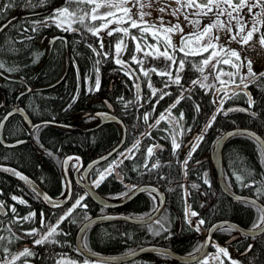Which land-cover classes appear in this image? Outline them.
Wrapping results in <instances>:
<instances>
[{"label":"trees","instance_id":"1","mask_svg":"<svg viewBox=\"0 0 264 264\" xmlns=\"http://www.w3.org/2000/svg\"><path fill=\"white\" fill-rule=\"evenodd\" d=\"M24 2L25 0H14L15 6L0 15V24L12 18L7 23L8 27L0 32V63L4 64L0 72L6 76L23 80H9L0 74V101H3L0 108V119L13 106L16 95L26 85H29L31 89L19 97L18 104L25 109L33 122L41 120L48 122L40 124V127H35L30 132L29 127L19 115L9 116L3 128L4 139L12 141L17 138H27V141L15 147H5L0 144V163L17 167L38 182L50 195L59 196L64 188L60 167L63 156L73 153L87 162L110 149L121 138V126L115 122L104 123L92 130L81 129L97 122L96 118H90L94 117L91 114H83L106 109L105 100H107L112 104L114 114L123 121L126 127L125 141L120 150L111 158L90 171L89 179L92 180L98 175L97 170L103 171L112 161H117V157L120 159V153L131 149L139 139L141 148L136 157L125 160L118 169L123 176V183L112 175L96 190L103 196L113 198L126 191L124 183L156 185L165 193V203L157 219L164 218L167 232L156 235L149 231V227L159 228V225H155V221L151 224L136 225L114 220L94 225L86 230L82 239L83 244L90 251L108 255L126 253L146 244L166 245L180 254L192 253L199 246L201 237L196 236L194 226L190 225L185 218L184 185L181 177V163L190 147H184L187 137L180 136L181 147L173 154L170 135L173 129L168 122V111L166 110H170L171 117L180 121L185 129H192L188 135L198 134L216 112L217 105L212 103L215 89L201 88L199 84L192 85V81L199 78L200 73L192 67L191 62L198 63L201 57H189L190 63L186 65L182 75L183 89L190 87L191 92L186 94L175 108H172L171 106L176 103L182 90L173 84L164 89L171 95L165 96L159 104H156L159 94L156 98L148 99L152 96V91L148 87L149 78L142 75L139 66L131 63V68L140 77L139 98H137V88L133 80L129 79L121 66L114 62L113 51H110L111 56L108 59L97 57L87 45L92 44L99 51V40L79 24L73 25L80 29L75 32H65L55 24L40 27L36 32L31 31V24L34 20H41L51 15L54 9L64 6L65 0H46V6L35 10L26 9ZM23 14L29 15L22 17ZM88 22L98 24L100 21ZM24 28H28L29 31L23 33ZM131 31L133 35H139L137 30L132 29ZM58 34L63 35L65 40L57 38L50 48L49 38ZM119 35L122 33L110 37L112 48ZM29 36L31 39H27ZM148 39L150 43L153 42L151 37ZM127 44L122 57L123 60L130 62L135 45L130 39ZM177 55L182 57L183 54L178 53ZM98 58L102 59V62L96 65L95 61ZM96 67L99 68L100 76L98 91L95 90ZM65 68V75L56 85L35 89L57 81ZM260 73H264V68L256 72L257 75ZM165 79L155 73L150 75V82L157 89L164 88ZM86 80L88 83H85ZM89 85L93 91L88 90ZM247 91L252 94V99L255 101L251 111L256 113V116L253 117L240 111L230 112L227 116L223 113L219 114L204 139L196 142L199 147L190 158H187L186 179L189 206L191 211L199 214V219L205 221L203 228H207L220 219L233 220L244 227H252L260 216L251 204L234 200L219 189L215 170L209 158L200 163H194L198 158L209 156L214 140L227 129L250 128L264 138V89H258L254 84H250ZM73 97H76L74 102ZM121 97L124 103L120 101ZM222 97L223 93H221ZM247 99L241 93L234 99L225 101L223 107L224 109L230 106L247 108ZM125 104L128 106L125 107ZM154 104L156 105L155 112L152 110ZM197 104L200 105L199 112L195 110ZM146 112L151 114L147 124L143 120ZM161 113H165L166 119L156 125ZM181 113H183L182 120ZM150 125H156V127H149ZM148 132H151L150 137L146 135ZM154 143L164 145L165 148L156 151L154 156L148 160L149 166L157 160L161 164L160 168L148 174L144 171L143 165L147 147ZM222 161L224 177L228 185L237 193L257 198L256 188L260 186L259 182L264 180V160L260 145L249 136L235 135L224 144ZM134 167L139 168V171H133ZM236 175L244 177L245 183H250L253 179L258 183L254 187L243 188L241 182L235 179ZM159 177H164V179H159ZM10 180L18 183L23 190L29 192L41 203L29 188L5 174H0V182L4 181L8 186H12ZM205 180L208 181L207 184ZM192 185H197V187L194 188ZM84 194L85 192L79 186L74 185L72 199L63 207L54 208L49 213H45V222L55 225L68 207ZM259 201L264 204V196H260ZM84 203L87 205L86 209H75L71 217L60 224L58 231L64 234L54 237L60 243L36 245V264H56L57 259H62L64 264L69 261L78 262L87 259L76 250L73 243L75 231L84 221L85 212L88 217L108 211L141 217L149 214L156 207V202L147 192L137 193L129 201L111 210L92 202L88 196ZM229 232L230 230H217L216 239L224 240ZM252 240L251 251L238 257V260L243 264H264V232ZM246 242H242L240 248L244 247ZM153 263L180 264L154 254H142L123 264Z\"/></svg>","mask_w":264,"mask_h":264},{"label":"snow or ice","instance_id":"2","mask_svg":"<svg viewBox=\"0 0 264 264\" xmlns=\"http://www.w3.org/2000/svg\"><path fill=\"white\" fill-rule=\"evenodd\" d=\"M175 3L177 7L170 8L168 0H118V2L117 0H104L103 3L97 2V0H65L64 6L54 9L50 16H46V18L43 20H34L31 24V31L36 32L40 27H47L50 24H55L56 27L62 29L65 32H75L79 31L80 29L73 27V25L79 24L88 32H90L92 36L96 37L99 40V51L97 50V48L93 47L92 44H88L87 46L97 57H102L103 59L110 58L111 53L110 51H105V43L101 36V33L107 30V35L109 37H113L114 35L122 33V35L118 36L117 43L115 44V55L112 58L117 65L121 66L124 74L127 75L129 79L133 80L137 88V98H139L140 85L138 81L140 77L136 74V71L131 68V63L137 64L142 75L145 78H149L148 87L152 91V96L148 99L151 100L153 98H156L159 94L158 99H156V104H159V102L163 100L165 96L171 95L170 92H166L164 91V89L169 88L173 84L179 86L182 89L180 97H178L176 103L171 106L172 108H175L176 104H178L181 99L185 98L186 94H189L191 92V89H183V86L181 84L185 67L188 63H190L188 58L197 56L201 57L198 63L194 61L191 62L192 67L200 73V77L196 80H193L192 85L195 86L199 84L201 88H214V99L212 103L214 105H217L216 112L213 114L206 126L197 134L196 137H194V140L198 139L202 141L208 129L213 126L217 116L221 113L227 116L230 112L240 111L248 113L253 117L256 116V113L251 111L255 104V101L252 99V94L247 91V89L250 84H254L258 89H264V73H260L259 75H257L252 70L251 61H248L246 65L248 71L246 74L242 75L240 73V69L245 65L243 62H239L241 61L239 52L234 49H227L223 45H219V50H217L220 37L218 35H214L213 30H222L226 34H230L229 38L231 41H237L242 45L248 44L253 39L255 33H260L259 43L264 46V32H261V28L264 27V0H175ZM155 4L161 5L159 7V11L162 14L170 12L172 16L177 17L178 21L179 16L182 15L184 17L185 23L193 30L185 33L184 28L181 27L179 22H177L176 24H172L170 21L166 23L163 15L158 18V23L146 20L145 17L150 16L151 13L146 12L144 9L151 8ZM129 5H131V7H129ZM14 6V0H0V15H3L8 9H11ZM41 6H46V0H25L24 2V7L26 9L35 10L36 8ZM101 8L116 9V11L109 10L103 15H100L98 13ZM133 9H137V12L134 13ZM245 16H248L249 19H245ZM204 19H207L209 22L203 24L202 22ZM98 20L101 21L98 27L95 23L88 22H95ZM111 24H115L116 27L108 30L109 25ZM6 27H8L7 24H0V32H3L4 28ZM132 29L137 30L139 35H133L131 31ZM233 29H235V31H233ZM22 31L23 33H27L29 29L24 28ZM176 33L181 34L179 44H175L172 41V36ZM148 37H151L154 43H150L148 41ZM27 39H31V37L29 36L27 37ZM128 39H130L135 45L130 62L125 61L121 58L122 54L127 49ZM221 52H223L224 55H221ZM178 53H182V57H178ZM206 53L207 55L205 56ZM148 58H151L155 61H159L162 59L165 62L164 66L159 67L153 65L151 67H146L149 62ZM213 61H215V63H213ZM101 62L102 59L99 58L95 61L96 65H99ZM221 65H228L230 66V68L235 69V71H225L221 67ZM209 66H211V71H206ZM3 68L4 64L0 63V69ZM95 72V90L98 91L100 87L98 67L95 68ZM152 73H155L162 78H166L164 80L163 89L155 88L154 85L150 82V75ZM225 76L228 77L227 80L223 78ZM237 77H239V82H237ZM210 79L213 81L212 83H205ZM217 82L219 84V87H216ZM85 83H88V81L86 80ZM88 90L93 91L91 85H89ZM229 91L231 92V95L228 94ZM221 93H223V98H221ZM241 93L248 98V107L229 108L225 110L223 107L225 101L234 99ZM75 99L76 97H73V102L75 101ZM120 101L124 103L123 97L120 98ZM127 106L128 104H125V107ZM109 107H111V105H109ZM141 107H143V105H141ZM152 110L153 112H155V104L152 106ZM195 110L197 112L200 111L199 104L195 105ZM16 111L19 112L22 111V109H17ZM166 111H168V122L170 124V127L173 129L170 135L173 154H175L176 150L181 147L182 143V141L178 142V137L187 135L192 131V129H185L180 121L176 120L175 117H171L170 110ZM12 114L13 113L9 112L8 116H11ZM103 115L106 119L113 118L108 114ZM150 115L151 114L147 112L144 114L143 120L145 124L148 123ZM8 116H5L4 120H7ZM90 118L94 119L95 117ZM165 119V113H161L159 120H157L156 122V125H159L160 121H164ZM182 119L183 113H181V120ZM2 123L3 121H0V124ZM156 125H150L149 127H156ZM34 127L40 126L36 125ZM176 128H179L180 131L176 132ZM146 135L150 137L151 132H148ZM227 135H249L256 138L254 133H248L247 131L240 129H236L235 132L228 133ZM219 138L222 139L223 137L221 136ZM20 143H23V141H17V144ZM189 147L190 151L188 153V158H190L192 153L196 151V149L199 147V144L192 143L191 145H189ZM261 147L264 148V144H262ZM140 148L141 141L138 139L133 147L131 149H128L126 153H120L121 158L118 161H113L112 163L108 164V167L103 171L97 170L98 175L95 180L91 181L90 186L92 188H98L109 176L112 175H115L116 178L123 183V176L119 171H117V169L121 168L125 160L134 159ZM158 149L162 150V146L159 143H154L151 146L147 147L143 169L148 174H151L153 170L161 167V164L158 160L155 163H152L150 166L148 163V160L154 156L155 152ZM117 151L118 149H113V151L108 153L107 156L101 157L99 161H95L93 162V164H90L89 168H95L100 161L107 160ZM49 155H52V153H49ZM72 160H75L77 165L79 164V157H68L66 160L62 161V164L68 165ZM182 164L186 175L188 159H185ZM74 167H76L77 172L81 170V168L76 165H74ZM3 171L11 172L13 175L18 176L21 179H27L14 169L4 168ZM133 171H139V168L134 167ZM84 179V177H81L80 182H84ZM159 179H164V177H159ZM235 179L241 182V187L243 188H251L256 186L258 183L255 179H253L250 183H245L244 177H242L241 175H236ZM62 183L64 185V191L61 193L63 199L60 201L51 199L47 194L41 193L35 187L33 188V191L36 192L38 197L42 196L43 200L50 204L52 207H60L62 204L67 203L72 199L71 181H69L68 179L66 169L62 177ZM205 183L207 184L208 181L205 180ZM259 183L260 186L256 188L258 194L256 199L239 198L242 199L245 204H251L260 213L257 222L253 225V231H264V205L258 203L260 196H264V180ZM192 187L195 188L197 187V185H192ZM125 188V192L118 194L113 198L131 199L138 192H147L154 202L159 200L160 203H163L161 194L157 188L151 186L139 187L134 184H126ZM87 195L88 193L85 192L84 195L76 199L75 203H73L71 207L68 208L63 215L60 216L55 225L46 223L44 213H41V228H33L31 231L24 233V235H40V233L43 232L45 228H47V231L43 232V235H41L39 239L34 240V244L44 245L46 243H60L58 240L54 239L55 236L64 234L58 231L60 224L69 219L75 209L87 208V205L84 203ZM11 199L19 204L26 203V201L18 198L15 195H13ZM4 209L5 204L3 201H0V213H4ZM160 211H162V209L159 207V204H157L156 207L153 208L152 213L147 214V217H129L128 219L138 220V222L140 223L147 224H151L154 220L155 225H159V228H156L154 226L149 227V231L153 232L156 235H160L162 232H167L164 218L161 217L157 219L155 217V213H159ZM11 212L13 214L16 213L15 206L11 207ZM198 215L199 214L197 212L190 210V206L188 209H186V218L190 225L193 224L191 217H198ZM34 216L35 213H30L28 216L17 217L16 220L9 221V224L23 223L24 221L31 220ZM105 218L109 217H101V219ZM84 220L88 223L82 226V233L86 232L88 225L92 222L91 218L87 216L86 212L84 213ZM204 223L205 221L203 219L198 220V223L195 224L196 231H199L200 227ZM212 227L217 230L235 231L234 226L229 224L228 222L213 225ZM0 228H2V225H0ZM5 230L14 239L18 240L22 238L15 232H13L11 227ZM6 239L7 245L5 244ZM210 241L211 238L209 237L205 245L196 250L197 253H202L203 247H207ZM12 242V239H8L4 235H0V264H5L9 256H11V260L8 261L7 264H16L18 260H21V258H28L36 255L35 252L28 247H25L23 251L19 252V255H13L10 251V245ZM86 247V245H83V248ZM213 247L216 248V254H205V258L200 261V264H209V259L219 261V264H224V261L220 258L221 255L223 257H228V259L231 260L228 249L226 247L221 248L219 245H213ZM251 248L252 245L250 244L246 251H251ZM198 258V255L190 254V259ZM56 264H64V262L62 261V259H57ZM84 264H89V261L85 260ZM105 264H108V262H105ZM232 264H238V262L233 260Z\"/></svg>","mask_w":264,"mask_h":264},{"label":"water","instance_id":"3","mask_svg":"<svg viewBox=\"0 0 264 264\" xmlns=\"http://www.w3.org/2000/svg\"><path fill=\"white\" fill-rule=\"evenodd\" d=\"M11 19L12 18H9L3 24H7ZM58 37H60V35H56V36H53V37H50L49 38V44H50V46H52L53 42ZM65 72H66V70H64L62 76L56 82H54V83H52V84H50L48 86H45L43 88H49V87H52V86L56 85L58 82L61 81V79L65 75ZM3 76L5 78L9 79V80L22 81V79H20L18 77H9V76H5V75H3ZM138 83H139V81H138ZM30 89H31V87L29 85H26V88L23 91H21V92H19L17 94L14 105L12 106V108L10 110H8L3 115V117L0 120V121H3V123L0 124V143L2 145H4V146L12 147L13 145H17V141H25V139L24 140H14V141H6V140H4V138H3V127H4L5 122H6V120H4V117L5 116H8V113L9 112H11L13 114H18L22 118V120L29 126L30 131H32L35 128L34 126L40 125L42 123H46L45 121L32 122L31 119L29 118L28 114L26 113L25 109L21 105H18V103H17L19 97L22 94L27 93ZM35 89H37V88H35ZM105 102L107 104V108L108 109L107 110H100V111H93L92 112V115H94L95 117H97L98 118V121L96 122V124L84 128V130L94 129V128L100 126L101 124H104V123H107V122H116V123H119L121 125V127H122V136H121L120 140L111 149H109L108 151H106L103 154H100V155L92 158L86 164H84L83 161L79 158V165H78V167L81 168V170L79 172H77L76 171V168H75V170L73 171V173L70 174V162L71 161L69 162L68 165H63L62 164V161L66 160L68 157H78V156H76L74 154H68V155H66V156L63 157V159L61 161V169H62L63 175H64V172H65V169L67 170L68 179H69V181H71V191H72V181H74L79 186H81L85 190V192L88 193V196L91 198V200L93 202H95L96 204H98L100 206H103V207H106V208L111 209V208H115V207H117L119 205L124 204L125 202L129 201L130 199H114V198L104 197L101 194H99L96 191L95 188H92L90 186L91 183L88 180V174H89L90 170L92 169V168H89V165L90 164H93V162H95V161H99L101 157L107 156V154L110 153V152H112L113 149H118L119 150L120 147L122 146V144L124 143V140H125L126 128H125L124 123L118 117H116L114 115L112 105L110 103H108L107 101H105ZM1 105H2V102H0V107H1ZM109 105H111V107H109ZM229 108H238V106H231V107L226 108L225 110H227ZM17 109H22V111L17 112L16 111ZM85 114H88V113H85ZM103 114H108L109 116H111L113 118L112 119H106ZM236 129L245 130L248 133H254L255 134V137L258 138V139L254 138L252 136L251 137L254 138L259 143L260 146L262 144H264V139L260 135H258L257 133H255L252 130H249V129H246V128H241V127L230 128V129H227L224 132H222L214 140L213 145H212V148H211L210 153H209V159H210V161H211V163L213 165V168L215 169V172H216L217 184H218L219 188L221 189V191L224 194H226L228 197H230L232 199L241 200V201H243V200L242 199H239V198L256 199L253 196L245 195V194H239V193H236V192L232 191L227 186V184L224 181L223 172H222L221 150H222V147L225 144V142L230 137L234 136V135L229 136L227 134L228 133H231V132H235ZM195 136H196V134H193L192 135V138L195 137ZM221 136L223 137L222 139L219 138ZM186 145H187V143H186ZM161 146H162V149L165 148L164 145H161ZM261 149H262L263 158H264V148L261 147ZM202 160L203 159H200L197 162H200ZM103 161H105V160H103ZM103 161H100L99 163H101ZM4 168L14 169L15 171L19 172L22 176L26 177L27 179H21L20 177H18L16 175H13L11 172L3 171ZM117 171H118V169H117ZM0 172L5 173L7 175H10V176L14 177L15 179H17L21 183H23L26 186H28L32 191H33V188L35 187L41 193L47 194L53 200L60 201V200L63 199V197L62 198H58V197H52V196H50L33 178H31L27 174L23 173L22 171H20L19 169L15 168V167H13L11 165L0 163ZM79 175H81V177H84L85 178L84 179V182H80V176ZM113 176L116 178L115 175H113ZM117 180H119V179H117ZM126 184H128V183H125V185ZM145 186H151V187L157 188L159 190V192L161 194V199L163 200V203H160L159 202V207L162 209L163 208V205H164V202H165L164 192L162 190H160L157 186L153 185V184H142V185H139V187H145ZM39 198L47 206L52 207L50 204H48L46 201L43 200L42 196H40ZM258 203L261 204V205H263L259 200H258ZM64 204H62V205H64ZM159 213H155V217H157L159 215ZM101 217H109V218L101 219ZM129 217H132V216H127V215H124V214L112 213V212H108V213H104V214H99V215H94V216H91L90 217L92 222L88 225L87 229L90 228V227H92V226H94V225L101 224V223H105V222H109V221H114V220L126 221V222H129V223H132V224H136V225L147 224V223H140V222H138V220H134V219L130 220V219H128ZM144 217H147V216H144ZM132 218H139V217H132ZM223 222H228L229 224L233 225L237 230H239L240 232H243V233H245V234H247L249 236H255V235H258L259 233L262 232V231H253V228H244V227H241V226L237 225L235 222H232L230 220H218V221L212 223L208 227L205 243H206V241L208 240L209 237L210 238L212 237L213 232L216 230L212 226L213 225H217V224H221ZM86 223H88V222L84 220L79 225V227L77 228V230L75 231V234H74V244H75L77 250L83 256H85V257H87L89 259L97 260V261H102V262H108V263L120 264V263H123L125 261L132 260V259H134V258H136V257H138L139 255H142V254H147V253L153 254V253H155V254H160V255L168 256V257H170V258H172V259H174V260H176V261H178V262H180L182 264H187V263H190V262H193V261L197 260V259H190V254H180V253L176 252L175 250L171 249L168 246L157 245V244H147V245L141 246L139 248H136V249H134V250H132L130 252H127V253H124V254H119V255H107V254H100V253L92 252V251L87 250L86 248H83V244H82V236H83L84 233L81 232V228ZM232 239L233 238L231 237V238L225 240V243H228ZM205 243H204V245H205ZM204 249H205V247H204ZM203 251L204 250H202V252ZM201 254L202 253L192 254V255H198V257H200Z\"/></svg>","mask_w":264,"mask_h":264},{"label":"flooded vegetation","instance_id":"4","mask_svg":"<svg viewBox=\"0 0 264 264\" xmlns=\"http://www.w3.org/2000/svg\"><path fill=\"white\" fill-rule=\"evenodd\" d=\"M0 102H2V105H3V101L1 100ZM41 121H45L46 123L48 122L46 120H41ZM36 122H38V121H36ZM175 131L179 132L180 129L176 128ZM192 134L191 135L187 134V135L182 136V138L187 137L186 142L184 143V147H187V146H189L195 142L194 137L192 138ZM178 142H180V136L178 137ZM186 143H187V145H186ZM5 147H7V146H5ZM118 159L119 158L117 157L116 160L118 161ZM206 159H203L202 161H205ZM202 161H200V162H202ZM200 162L195 161L194 163H200ZM83 163H86V162L83 161ZM3 164H7V163H3ZM8 165H11V164H8ZM11 166H13V165H11ZM13 167H15V166H13ZM15 168H17V167H15ZM0 174H5V173L0 172ZM5 175H7V174H5ZM7 176H9V177L13 178L14 180H16L17 182L21 183L20 181H18L14 177H12L10 175H7ZM205 178H206V176H205ZM21 184L26 186L23 183H21ZM11 185L12 186H8L4 181L0 182V201H3L5 204L4 213H0V225H2V228H0V235H4L6 238L13 240V242L10 245V248H11L10 251L13 255H19V252L23 251V249L25 247L30 248L36 254V245L34 244V240L39 239L40 236L43 235V232H45L47 230V228H45L43 230V232L40 233V235H36V236H27V235H24V233L31 231L33 228L40 229L41 228V223H40L41 213H44V214L49 213L51 209H54V207H49L45 203H43L42 200L28 186H26V187L29 188L37 196V198L40 200L41 203H39L29 192L23 190L18 185V183L11 181ZM74 185H76V183L73 181V187H74ZM76 186H78V185H76ZM186 193L188 196V190ZM13 195L17 196L20 199H23L24 201H26V203L25 204H19V203L13 201L11 199V197ZM185 202L186 201L184 199V203ZM12 206L16 207V213L15 214H13L11 212ZM63 206H61V207H63ZM70 207H68V208H70ZM55 208H59V207H55ZM5 213H6V215H5ZM30 213H35V216L31 220L24 221L23 223L9 224V221H14V220H16L17 217L28 216ZM185 218H186V211H185ZM194 219L198 222L197 217H194ZM178 220H179V218H178ZM220 220H222V219H220ZM230 221L236 223V221H233V220H230ZM179 222H180V220H179ZM46 223H48V222H46ZM236 224L239 225L238 223H236ZM239 226L244 227L242 225H239ZM9 227H11L13 232H15L17 235H19L22 238L17 240V239H14L13 237H11V235L5 230ZM244 228H253V226L252 227H244ZM216 231H217V229L212 234L213 239L219 243V246L221 248L226 247L228 249L229 256L231 257V260H229L228 257H223L221 255L220 258L224 261V264H232L233 260L237 261L238 264H243L242 261L238 260L239 259L238 257L244 256L248 252L246 250L248 249L249 245L253 244L252 239L260 236L264 232V231H262L261 233H259L258 235H255V236H249L243 232H240L239 230H237L235 228V231L230 230L228 236L224 240L218 241L216 239V236H215ZM196 236H200L199 233L196 232ZM231 237L233 239L231 241H229L228 243H225V240H227ZM244 241H247L246 245L244 247L240 248V244ZM5 244L7 245V239L5 240ZM213 245H216V244L213 243L212 241H210V244L207 247H205V249L203 247L202 250H204V251L202 252L201 256L197 260H195L191 263H188V264H200V261H202L205 258V254L211 253V254L215 255L216 254V248L213 247ZM199 247H200V245L197 247V249H199ZM196 250L193 251L194 254H198ZM153 254L158 255L155 253H153ZM159 256L171 259L170 257H166V256H162V255H159ZM10 260H11V256H9L7 258V261L5 262V264H7V262ZM82 261H84V260H82ZM82 261H78V262H82ZM16 264H36V255L33 257H28V258H21V260H18L16 262ZM180 264H182V263H180ZM209 264H219V261L209 259Z\"/></svg>","mask_w":264,"mask_h":264},{"label":"rangeland","instance_id":"5","mask_svg":"<svg viewBox=\"0 0 264 264\" xmlns=\"http://www.w3.org/2000/svg\"><path fill=\"white\" fill-rule=\"evenodd\" d=\"M97 2L103 3L104 0H97ZM117 2H118V0H117ZM168 4H169L170 8H176L177 7V5H176V3H175L174 0H168ZM160 6H161L160 4H155L151 8H145L144 10L146 12H150L151 13V15L150 16H146L145 19L146 20H149L150 22H157L158 23V18L161 15H163L166 23L169 22V21L172 24H176L177 22H179L180 25H181V27L184 28L185 33L193 30L190 26H188L185 23L184 17L182 15L179 16V21H178L177 20V17L172 16L170 14V12L162 14L159 11V7ZM129 7H131V5H129ZM109 10L116 11V9L101 8L99 10V13L98 14L103 15L105 12H107ZM133 12L134 13L137 12V9H133ZM48 16H50V15H48ZM45 18L46 17H44L43 19H45ZM43 19H41V20H43ZM245 19H249V17L248 16H245ZM208 22L209 21L207 19H204L202 23L203 24H206ZM100 23H101V21L98 24H96V26L98 27ZM114 27H116V25L115 24H111V25H109V29L108 30H110L111 28H114ZM233 31H235V29H233ZM261 32H264V27L261 28ZM213 34L214 35H218L220 37V40L218 42V48H217V50H219V45H223L227 49H234L237 52H239L240 58H241V61H239V62H243L244 65H245L244 67H242L240 69V73L242 75L243 74H246L247 71H248L247 66H246L248 61H251V67H252L253 72H255V73L258 70L264 68V46H262L259 43L260 33H255L254 36H253V39L248 44H246V45H242V44L238 43L237 41H231L230 38H229L230 37V34H226L222 30L214 29L213 30ZM180 35H181L180 33H176L175 35L172 36L173 43L179 44V42H180ZM101 36H102V38L104 40V43H105V51H111L112 50L113 53H114V55H115V45H114V48L111 47V40H110V37L107 35V30H105L104 32H102L101 33ZM116 40H118V38ZM148 41H150V40L148 39ZM152 43H154V41ZM220 54L221 55H224L223 52H221ZM206 55H207V53H206ZM122 56H123V54H122ZM122 56H121V58L123 59ZM148 60H149V62L146 65V67H151L153 65H156V66H159V67H163L164 66V63H165L162 59L159 60V61H155V60H152L151 58H148ZM239 62H237V63H239ZM213 63H215V61H213ZM221 67L225 71H235V69L230 68V66H228V65H221ZM206 71H211V66H209L206 69ZM223 78L225 80L228 79V77H226V76L223 77ZM196 79H198V78H196ZM238 80H239V77H237V81ZM212 82L213 81L210 79L208 82H205V83H212ZM216 85H219L218 82L216 83ZM184 89H190V87H186ZM126 152L127 151H125V153ZM86 260L89 261V264H105V262H102V261L91 260V259H86ZM73 262H74V264H84V261H82V262L69 261L68 264H73ZM108 264H111V263H108Z\"/></svg>","mask_w":264,"mask_h":264},{"label":"bare ground","instance_id":"6","mask_svg":"<svg viewBox=\"0 0 264 264\" xmlns=\"http://www.w3.org/2000/svg\"><path fill=\"white\" fill-rule=\"evenodd\" d=\"M105 101H107V100H105ZM240 108H244V107H241L240 106ZM241 128H245V127H241ZM246 129H249V130H252V129H250V128H246ZM252 131H254V130H252ZM255 133H257L256 131H254ZM258 134V133H257ZM258 135H260V134H258ZM235 136V135H234ZM246 136H248V135H246ZM261 136V135H260ZM233 137V136H232ZM249 137H251V136H249ZM262 137V136H261ZM231 138V137H230ZM229 138V139H230ZM252 138V137H251ZM263 138V137H262ZM25 139V141H23V143L24 142H26L27 141V138H17V139H15V140H24ZM254 139V138H253ZM264 139V138H263ZM255 140V139H254ZM256 141V140H255ZM257 142V141H256ZM226 143V142H225ZM20 144H22V143H20ZM17 145H19V144H17ZM17 145H14V146H12V147H15V146H17ZM224 146V145H223ZM223 148V147H222ZM260 148H261V146H260ZM221 159H222V150H221ZM213 166V165H212ZM222 172H223V177H224V169H223V161H222ZM216 173V172H215ZM204 176H206V173L204 174ZM224 181H225V183L227 184V186L232 190V191H234L229 185H228V183L226 182V180H225V177H224ZM226 195V194H225Z\"/></svg>","mask_w":264,"mask_h":264}]
</instances>
